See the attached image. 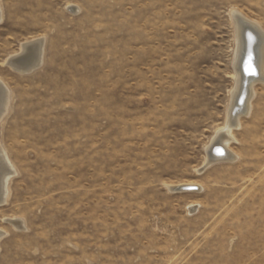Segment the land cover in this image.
<instances>
[{
	"label": "rangeland",
	"instance_id": "rangeland-1",
	"mask_svg": "<svg viewBox=\"0 0 264 264\" xmlns=\"http://www.w3.org/2000/svg\"><path fill=\"white\" fill-rule=\"evenodd\" d=\"M1 2L18 174L0 264H264L262 82L233 130L237 159L203 166L235 87L232 13L264 28V0ZM40 37L41 68L5 64ZM182 182L201 187H167Z\"/></svg>",
	"mask_w": 264,
	"mask_h": 264
},
{
	"label": "bare ground",
	"instance_id": "bare-ground-1",
	"mask_svg": "<svg viewBox=\"0 0 264 264\" xmlns=\"http://www.w3.org/2000/svg\"><path fill=\"white\" fill-rule=\"evenodd\" d=\"M67 7L72 12L80 10V7L71 3ZM3 17L4 11L0 0V23L3 21ZM232 17L237 40L233 64L235 87L231 93L232 99L226 123L224 127L217 130L212 142L206 147L207 157L203 165L205 167L214 162L237 159V155L229 147L231 142L236 139L233 130L240 127L242 116L250 113L251 99L255 94L254 85L257 82L264 84V28L258 21L247 18L237 10L233 11ZM20 46V51L9 55L5 64L22 74H30L45 64V37L26 40ZM12 103L13 91L0 78V206L8 201L11 193V181L18 174V168L12 161L2 139L4 123L12 109ZM200 170L201 168L197 169L198 172ZM193 186L198 189L201 187L187 182L167 185L171 192H191ZM189 208L194 211L197 209V205L192 204ZM9 221L16 228H26L24 219L13 218ZM5 234L6 232L0 229V241L6 236Z\"/></svg>",
	"mask_w": 264,
	"mask_h": 264
}]
</instances>
